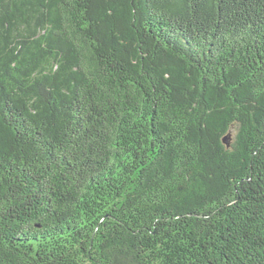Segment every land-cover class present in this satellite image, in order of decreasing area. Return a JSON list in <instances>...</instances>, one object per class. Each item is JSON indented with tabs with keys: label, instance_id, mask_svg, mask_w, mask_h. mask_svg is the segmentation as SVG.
Segmentation results:
<instances>
[{
	"label": "trees",
	"instance_id": "16d2710c",
	"mask_svg": "<svg viewBox=\"0 0 264 264\" xmlns=\"http://www.w3.org/2000/svg\"><path fill=\"white\" fill-rule=\"evenodd\" d=\"M0 264H264V0H0Z\"/></svg>",
	"mask_w": 264,
	"mask_h": 264
}]
</instances>
